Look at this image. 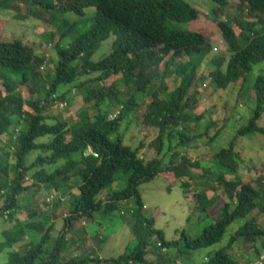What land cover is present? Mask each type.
<instances>
[{
    "label": "trees",
    "instance_id": "obj_1",
    "mask_svg": "<svg viewBox=\"0 0 264 264\" xmlns=\"http://www.w3.org/2000/svg\"><path fill=\"white\" fill-rule=\"evenodd\" d=\"M12 1L1 0L0 9H7L6 4ZM16 1L37 7L29 13L50 31L53 29L58 40L53 48V36L37 46L21 38L0 40V218L9 222L15 219L18 196L30 190L23 186L28 176L33 187L42 185L54 193L71 181L77 180L79 184L78 194L70 196L69 215L50 250L46 246L52 226L34 221L21 224L15 220L12 228L2 232L0 252L10 250L5 264H152L148 260L152 238L158 241L155 249L159 251L175 248L177 242L166 241L163 233L154 228V221L144 218L139 187L162 178L165 172L177 181L196 177L191 169L198 168L199 162L180 155L174 147L186 149L202 136L193 134L190 127L192 123L197 127L204 117L197 112L194 91L199 86L206 87V79L204 74L199 77L198 74L202 67L210 69L206 78L211 81L213 91L223 92L235 85L238 92L245 90L253 67L264 61V0H236L237 13L216 20V30L227 45L228 58L225 54L212 57L211 44L202 33L179 28L199 17L198 11L183 0ZM210 1L220 7L228 2ZM88 9H93V13L87 15ZM66 14L77 20L69 21ZM104 42L110 43L109 51L94 60ZM48 50L55 52L57 61L45 79ZM171 79L177 86L169 91L167 80ZM153 83L157 87L149 93ZM62 85H72L82 95L84 108L75 122H63L49 113L53 106H67L65 93L58 91ZM20 87H26L28 100L17 94ZM129 87L133 90L130 96L119 94V89ZM248 95L254 109L238 135L264 136V129L257 125L264 111V75H258L248 86ZM148 96L151 97L148 103L140 102ZM113 103H122L117 114L110 109ZM140 104H146L139 119L141 125L147 134L153 135L148 150L154 151L156 157L150 160L141 154L144 141L128 144L119 131L124 119L129 125ZM112 114H116L115 118L109 121ZM206 129L209 131V127ZM207 130L203 137L209 138L205 142L209 145L221 130L218 128L212 137L207 136ZM45 137L46 141L37 143ZM234 143L232 140L213 158L217 162V184L228 200L223 201L220 213L200 237H184L186 250L206 249L219 244L227 230L237 224L226 245L206 258L205 264H240L228 253L239 241L253 247L252 257L242 264L255 261L264 253V225L258 224V217L264 218L263 186L254 188L249 183L225 178L237 173L239 154L234 151ZM88 148L97 158L84 156ZM34 151L37 154L27 165V157ZM9 173L13 174L12 180ZM122 177L124 188L112 191V184ZM106 190L109 193L104 195ZM218 200V196L197 200L205 218ZM130 201L135 205L130 212L134 221L130 231L137 244L129 253L116 259L63 257L67 246L65 235L73 222L94 220L97 215L111 219L120 206ZM254 212L257 214L252 217ZM27 231L39 233L38 242L12 250Z\"/></svg>",
    "mask_w": 264,
    "mask_h": 264
},
{
    "label": "rangeland",
    "instance_id": "obj_2",
    "mask_svg": "<svg viewBox=\"0 0 264 264\" xmlns=\"http://www.w3.org/2000/svg\"><path fill=\"white\" fill-rule=\"evenodd\" d=\"M183 1L197 10L199 17L188 24L180 25L179 28L202 33L211 44L212 57L224 56L225 54L226 58H228L227 45L217 32L215 24L218 18H227L228 15L231 16L237 13L236 0H228L227 5L224 7L212 3L210 0ZM0 5H3L1 0ZM6 6H8L7 9L5 7L2 10L0 9V38H2L0 40L21 38L23 42H34V45L37 46L41 42L45 43L50 40V37L53 36L51 40L53 48L58 36L54 35L53 29L50 31L49 27H46L45 24H42L29 13V11H36L37 7H28L31 5L29 3L24 4L23 1L21 5L16 0L7 3ZM93 11V9L85 10L87 15L92 14ZM20 16L26 18L22 17L20 19ZM65 18L71 22L77 20L75 16L70 14H66ZM65 42H69V39ZM109 48L110 43L104 42L93 59L97 60L98 57L104 56L109 51ZM47 52L50 55V59L45 66V79L49 77L48 72L53 70L57 61V56L53 50H48ZM38 55H42V52H38ZM209 71L210 69L207 66L201 68L198 77L200 74H204L206 87L199 86L194 91L198 99L197 112L203 114L204 117L200 120L197 127L195 123L190 125L193 134L197 136L201 134L202 136L193 140L186 149L174 147V150L180 155H186L191 161L199 162L198 168L191 169L196 177L193 180L183 178L177 181L171 173L165 172L162 174V178L157 177L152 182L142 184L139 187L141 201L144 205L141 211L144 218L154 221V228L163 233L166 241L177 242L175 248L159 251L155 249L158 241L156 238H152L149 241L151 254L148 258L152 264H205L206 258H209L220 247L226 245L230 234L237 224L232 225L227 230L219 244L206 249L186 250L184 248V237L191 239L200 237L203 229L213 223L211 222L212 218L217 217L220 213L223 201L226 202L228 200L222 187L217 184V162L213 158L218 151L226 149L232 140H235L234 151L239 154V159L236 160L237 173L235 176H226V180H240L242 183L251 184L254 188H258L259 184H261L264 193V136L259 133L244 136L238 135V130L246 126L252 116L254 103L249 98L248 86L251 87L258 75H264V61L253 67L247 77V86L243 92H238V85L231 86L223 92L213 91L211 81L206 78ZM118 83L121 82L118 81ZM167 83L169 91H172L177 86V83H174L172 79L167 80ZM71 87L72 85H62L58 88L59 93H65L67 106L59 108L56 105L49 112L51 116L58 120L69 123L75 122L77 114L84 108L82 95L76 93V90ZM154 87H157V83H153L148 92L150 93V90ZM121 92L130 96L133 90L129 87L126 90L119 89V94ZM17 94H20L24 100L29 98L26 87H20ZM146 98V100L144 99L143 102H140L148 103L151 97L148 96ZM68 101L70 102V107H68ZM120 105L122 103L117 105L113 103L110 108L111 111L115 112ZM145 105L140 104V108L136 110L137 114L131 116L129 125H127V119H124L119 126V131L128 144H139L140 141H144L145 148L141 154L145 155L146 160H150L156 157L154 151L148 150L153 135L147 134L146 128L141 125V120H139L144 113ZM89 113L91 115L92 110ZM257 125L264 129V111L259 121H257ZM208 127L209 131L206 129ZM218 128L221 131L217 137L209 145H206L205 142L209 138L203 137L205 131L207 130V136L212 137ZM46 140V137L40 138L37 143ZM36 154L37 152L34 151L28 155L27 165L30 164ZM48 170H51V168L48 167ZM12 179L13 174L9 173V180ZM77 184H79L77 180L69 182L55 196L57 193L46 191L42 185L33 187L32 181L28 176L23 186L30 187V190L18 196V209L16 210L15 219L9 222L5 218H0V242L3 240L2 232L12 228L15 220V223L19 222L21 224L34 221L42 223L45 227L52 226L50 240L46 246L50 250L64 226V218L69 215L70 201L72 200L70 196L78 194ZM124 186V178L122 177L113 183L110 189L119 191ZM106 193H109V191L106 190L103 194L105 195ZM216 196L220 200L207 211L208 217L205 218V214L201 212V207L198 205L197 200L203 198L209 200ZM133 206H135L133 201L123 204L113 213L111 219H103L100 215H97L94 220L82 219L73 222L72 228L65 235L67 246L63 257L116 259L129 253L137 244V240L133 238V234L130 231L134 223L130 213ZM32 214H35V216L32 217ZM256 214L257 212H254L252 217ZM258 224L264 225L262 216L258 217ZM39 237V233L27 231L25 238L14 245L12 250H19L22 246L34 244L38 242ZM76 244L79 245V249H75ZM8 251L10 250L0 252V264L7 262L6 253ZM228 253L234 255L239 260V263L242 264L252 257L253 247L239 241L228 250Z\"/></svg>",
    "mask_w": 264,
    "mask_h": 264
},
{
    "label": "built area",
    "instance_id": "obj_3",
    "mask_svg": "<svg viewBox=\"0 0 264 264\" xmlns=\"http://www.w3.org/2000/svg\"><path fill=\"white\" fill-rule=\"evenodd\" d=\"M58 107H59V108H62L63 105H62V104H59ZM116 114H117V112H116ZM116 114H112V115H110V116L108 117V119H109L110 121H112V120L115 118V115H116ZM88 155H92L93 157L97 158V154L94 153L90 148H88V149H87V152L84 153V156H88ZM48 200H50V199H48ZM263 263H264V253L261 254L257 260H255V261H249V262H247L246 264H263Z\"/></svg>",
    "mask_w": 264,
    "mask_h": 264
},
{
    "label": "clouds",
    "instance_id": "obj_4",
    "mask_svg": "<svg viewBox=\"0 0 264 264\" xmlns=\"http://www.w3.org/2000/svg\"><path fill=\"white\" fill-rule=\"evenodd\" d=\"M117 111H118V110H116L115 113H116ZM108 120H109V119H108ZM109 121H110V120H109ZM56 193H57V192H56ZM56 193H55V194H56ZM57 195H58V193H57L55 196H57Z\"/></svg>",
    "mask_w": 264,
    "mask_h": 264
}]
</instances>
